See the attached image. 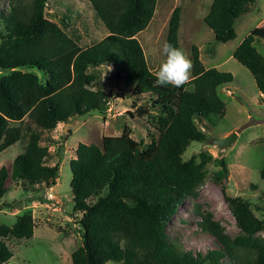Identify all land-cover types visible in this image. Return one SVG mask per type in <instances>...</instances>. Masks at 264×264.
I'll use <instances>...</instances> for the list:
<instances>
[{"label":"trees","instance_id":"16d2710c","mask_svg":"<svg viewBox=\"0 0 264 264\" xmlns=\"http://www.w3.org/2000/svg\"><path fill=\"white\" fill-rule=\"evenodd\" d=\"M6 1V11L0 10V152L20 140L24 148L8 165H0V200L20 183L32 193L28 202H49L44 192L55 185L59 165L47 163L41 133L90 111L104 114L114 94L94 87V70L110 64L133 95H152L148 105L137 108L143 114L148 106L154 111L148 115L157 136L151 135L149 143L135 140L124 125L121 134L105 135L100 144H77L69 160L70 190L81 239L70 254L71 264H264V237L259 235L264 217L254 214L247 199L226 193L225 158L207 150L183 158L191 142L208 139L198 122L224 115L218 88L232 82V73L206 68L193 44L189 82L179 88L157 85L136 38L152 19L157 0H87L107 30L87 46L64 29L68 15L60 25L46 17L47 0ZM250 1L211 0L203 21L215 40L235 37L234 21ZM180 23L176 5L166 41L179 48ZM260 38L264 26L253 28L232 56L250 72L264 99V57L253 44ZM209 175L220 186L238 232L230 235L210 210H196L198 227L217 247L193 252L169 236L167 225L184 200L197 197ZM33 228L30 209L13 224H0V264L13 255L7 241L28 239Z\"/></svg>","mask_w":264,"mask_h":264},{"label":"rangeland","instance_id":"374dc122","mask_svg":"<svg viewBox=\"0 0 264 264\" xmlns=\"http://www.w3.org/2000/svg\"><path fill=\"white\" fill-rule=\"evenodd\" d=\"M47 3L46 17L60 25V19L68 15L64 29L70 35H78L81 46H87L107 34L87 0H47ZM210 3L211 0H157L152 19L144 30L136 34V38L143 48L148 67L155 73L163 60L160 47L166 41L170 13L179 5L180 46L187 57L191 60V45L194 44L206 68L215 67L232 73V82L218 88V95L225 104L224 115H210L198 122L208 139L191 142L183 158L186 160L201 150H207L213 157H224L228 163V174L224 181L226 193L247 199L254 214L263 218L264 179L260 177V169L264 164V100L252 75L233 58L232 52L253 28L264 26V0L247 3L234 21L235 37L227 42L215 40L213 32L203 21ZM7 7V1L0 0V10L5 12ZM253 44L264 57V40L255 39ZM94 71L97 74L94 87L110 90L114 94L106 112L90 111L68 122H59L51 131L41 133L40 143L46 145L49 152L47 163L52 165L57 162L59 165L55 185L44 192L49 202H28L32 193L20 183L14 184L0 200V224H13L16 216L25 209H30L34 220L30 238L7 241L13 255L3 264H71L70 254L80 244L81 233L77 223L80 214L72 211L69 160L75 156L79 142L100 144L105 135L121 134L124 125L130 128V136L135 140L143 139L149 143L151 135L157 136L148 115L154 111L148 106V113L143 114L137 108L138 105H148L152 95H133L131 88L114 76L110 64ZM231 132H236L237 136L230 146L218 148L212 143L214 138ZM23 148L20 140L1 151L0 165H8ZM4 203L12 204L9 207L3 206ZM202 209L210 210L230 235L238 232L220 186L209 175L198 188L197 197L184 200L167 225L169 236L186 250L205 252L217 247L215 239L197 225L199 217L196 210ZM259 235L264 237V230Z\"/></svg>","mask_w":264,"mask_h":264},{"label":"clouds","instance_id":"9594fccd","mask_svg":"<svg viewBox=\"0 0 264 264\" xmlns=\"http://www.w3.org/2000/svg\"><path fill=\"white\" fill-rule=\"evenodd\" d=\"M160 54L163 60L155 71L157 85L179 88L189 82L193 65L182 48L165 41Z\"/></svg>","mask_w":264,"mask_h":264},{"label":"water","instance_id":"95a60500","mask_svg":"<svg viewBox=\"0 0 264 264\" xmlns=\"http://www.w3.org/2000/svg\"><path fill=\"white\" fill-rule=\"evenodd\" d=\"M236 132H231L228 135L214 138L212 143L216 145L218 148H225L230 146L236 139Z\"/></svg>","mask_w":264,"mask_h":264},{"label":"crops","instance_id":"0c3cea01","mask_svg":"<svg viewBox=\"0 0 264 264\" xmlns=\"http://www.w3.org/2000/svg\"><path fill=\"white\" fill-rule=\"evenodd\" d=\"M257 49V48H256ZM262 100H264V99H262Z\"/></svg>","mask_w":264,"mask_h":264},{"label":"bare ground","instance_id":"6f19581e","mask_svg":"<svg viewBox=\"0 0 264 264\" xmlns=\"http://www.w3.org/2000/svg\"><path fill=\"white\" fill-rule=\"evenodd\" d=\"M81 246V245H80Z\"/></svg>","mask_w":264,"mask_h":264}]
</instances>
